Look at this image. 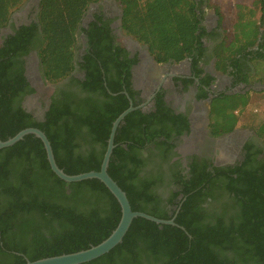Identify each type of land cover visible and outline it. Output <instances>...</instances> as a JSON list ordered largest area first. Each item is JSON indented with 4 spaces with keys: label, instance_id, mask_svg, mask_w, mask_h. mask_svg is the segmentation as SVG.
Here are the masks:
<instances>
[{
    "label": "trees",
    "instance_id": "trees-1",
    "mask_svg": "<svg viewBox=\"0 0 264 264\" xmlns=\"http://www.w3.org/2000/svg\"><path fill=\"white\" fill-rule=\"evenodd\" d=\"M23 1L0 0V27L8 25ZM98 1L40 0L38 22L23 25L0 48V138L8 140L30 127L42 130L58 166L69 175L99 171L113 123L129 108L130 99L136 107L144 102L132 82L137 55L128 58L125 48L113 44L109 23L99 26L101 16H95L89 29L81 28L90 5ZM116 1L123 31L146 46L158 63L192 57L197 66L205 50L201 29L207 10L196 0ZM254 3L263 28L258 48L251 49L250 43V49L241 48L233 58L216 51L222 69L233 65L237 83L252 82L249 62L264 60V0ZM80 30L89 36V93L84 99L66 94L37 119L24 105L34 89L20 58L36 45L35 35L42 38V72L48 81L59 82L75 69ZM209 35L220 36L217 31ZM250 91L234 95L233 106L225 95L215 98L210 123L228 122L227 113L239 107L248 111L247 105L236 106V100ZM250 116L255 125L247 127L264 142V107L255 106ZM184 131H189L188 115L177 114L163 93L154 111L139 108L127 115L116 132L108 173L126 192L133 211L165 220L176 215L177 225L137 217L120 244L83 264H264V156L249 153L236 168L213 171L195 157L190 178L168 177L164 166L176 147L173 137ZM172 183L182 188L184 198L178 202L179 192L171 188L165 196L158 190ZM121 217V204L99 179L62 180L38 137L30 134L0 149V264L89 249L107 239Z\"/></svg>",
    "mask_w": 264,
    "mask_h": 264
},
{
    "label": "flooded vegetation",
    "instance_id": "flooded-vegetation-1",
    "mask_svg": "<svg viewBox=\"0 0 264 264\" xmlns=\"http://www.w3.org/2000/svg\"><path fill=\"white\" fill-rule=\"evenodd\" d=\"M34 11L35 9L30 11L26 17L27 20L22 21L13 17L7 26L0 27V48L10 35L15 34L16 30L23 25L29 26L36 22L33 18L36 13ZM120 11V5L116 0H99L90 5L81 28L89 29V24L95 16H101L99 26L109 23L111 35L115 36L113 44L125 48L129 52L128 58H134L137 55L138 61L131 66L132 82L135 89L141 91V97L144 99L141 105L145 104L141 109L144 113H150L156 109V99L160 93H163L165 101L177 114L188 115L189 131H184L179 136L174 135L172 140L176 147L170 155L169 162L164 166L166 170L169 169L168 177L175 174L176 177L190 178V163H193L195 157L197 164L207 162L211 171L214 168H236L243 163L249 153L257 158H263L264 142L254 128L237 127L216 134L213 124L210 123L211 103L215 98L219 95L229 98L251 83H237L233 76V65L225 69L219 66L216 51L213 50V46H210L216 37L208 35L206 40L202 37L205 50L196 67L192 57L181 62L158 63L146 55L144 45L123 33ZM213 31L218 32L215 28L206 32L210 34ZM33 39L36 45L27 55L20 58L24 62V75L30 87L34 89L33 93L26 95V98L35 96L42 85L45 86V81H48L43 75L38 55L43 39L38 38L37 35ZM89 46V36L80 30L75 69L69 77L59 82L48 81V95L41 104V111L35 112L37 119H42L52 105L57 101L61 102V98L66 94L75 95L80 99L88 95L86 56ZM252 85L254 88L255 84ZM143 154L148 155L146 149H143ZM148 170L147 166L143 171L147 173ZM170 186L158 188V190L160 193L164 191L163 193L167 196L172 188L179 192L177 202L184 198L181 186L173 183Z\"/></svg>",
    "mask_w": 264,
    "mask_h": 264
},
{
    "label": "rangeland",
    "instance_id": "rangeland-1",
    "mask_svg": "<svg viewBox=\"0 0 264 264\" xmlns=\"http://www.w3.org/2000/svg\"><path fill=\"white\" fill-rule=\"evenodd\" d=\"M196 1L198 2L201 10H207L202 22V37L206 40L207 36L209 35V33L206 31H209L212 28L217 29L220 34L218 38L214 39V41L210 43V46H213V50H216L217 48L216 51L222 53L225 57L228 56L233 58V54H235L241 48L248 50L250 49V43L254 46H258V44L261 42V36L263 33V28L259 22L261 12L256 5H254L256 8L253 7L248 9L242 5L243 3L241 0ZM37 4L38 0H24L22 4L13 11L11 18L16 17L22 21H24V19L27 20V15L32 9H35L34 12L36 13L34 14L33 18L35 21H37ZM236 4L242 5L241 9H238ZM219 12L221 16L218 15ZM220 19L222 21H220ZM219 22H222V25H219ZM123 33L125 32L123 31ZM126 35L130 36L128 34ZM249 68V73L251 74H249V76L253 77L251 83H254L257 88H255L254 93L250 91L248 93L249 95L244 97H238L237 95L238 99L236 100V106L247 105L248 111L245 112L243 107H239L235 111L230 110V112L227 113V118H229L228 122L222 124L214 123L212 125L216 134L222 133L230 128L232 129L233 127L237 128L255 125L250 113L255 109V106L261 108L264 107V89L259 88V83L262 82L259 78H264V60L254 59L253 62H249ZM45 82V86L42 85L35 96L28 97L24 100V105L28 110L35 112L41 111V104L43 103L44 98H46L48 95L47 90L49 82ZM248 86L249 85H246V87ZM241 90L245 89L243 88ZM234 95L236 96V94H233V96L229 97V100H227L232 106L234 105Z\"/></svg>",
    "mask_w": 264,
    "mask_h": 264
},
{
    "label": "water",
    "instance_id": "water-1",
    "mask_svg": "<svg viewBox=\"0 0 264 264\" xmlns=\"http://www.w3.org/2000/svg\"><path fill=\"white\" fill-rule=\"evenodd\" d=\"M39 3H40V0H38V4H37L38 8H39ZM120 12L122 16L123 15L122 9ZM39 31L41 33L40 27H39ZM136 42H139V41H136ZM145 49H146V52H145L146 55L151 60L154 59V57L150 54L149 49L146 46H145ZM254 88H257V87L255 86ZM254 88H253V85L251 84L248 87H246L245 90L243 91L240 90L238 93H246ZM259 88L264 89V84H260ZM144 105H140L136 107L134 106L132 99H130L129 108L125 110L113 123L111 135L108 140V147H107L106 153L103 158L101 169L99 171H90V172L81 173L77 175H69L65 173V171L61 169L56 162L53 147H52V144L49 138L47 137L45 132H43L42 130L38 128L30 127V128L23 129L22 131L17 133L14 137H11L5 141H3L0 138V149H2V148L13 146L20 140L24 139L25 136L27 135L32 134L38 137L44 143V146L47 152V158H48V161L50 163L52 170L62 180L66 182H79V181L88 180V179H99L101 182H103L106 185V187L118 199L122 207V217H121V220L118 226L116 227V229H114L112 234L100 244L92 246L89 249L81 250L75 253L47 257V258L39 259L36 261L27 260V263L25 264H83V263L92 261L94 259H97L105 255L106 253L110 252L114 247H116L118 244H120L123 241L133 220L137 217L145 218L147 220L156 222L159 225H169V224L177 225L175 222L176 215L171 219L165 220V219L156 218L144 212L133 211L126 192L119 186V184L108 173L111 156L115 148V136H116L118 127L124 123V120L128 114H130L131 112L139 108H144ZM181 228L185 230L183 227Z\"/></svg>",
    "mask_w": 264,
    "mask_h": 264
},
{
    "label": "crops",
    "instance_id": "crops-1",
    "mask_svg": "<svg viewBox=\"0 0 264 264\" xmlns=\"http://www.w3.org/2000/svg\"><path fill=\"white\" fill-rule=\"evenodd\" d=\"M241 1H242V0H241ZM253 2H254V0H253ZM236 5H237V8H238V9H241V6H242V5H243L244 7H246V8H248V9L255 7V6H253V7H248V6L244 5V4H242V5H238V4H236ZM254 5H256V4L254 3ZM256 6H257V5H256ZM257 7H258V6H257ZM255 8H256V7H255ZM258 8H259V7H258ZM257 48H258V46H254V45L251 47V49H253V50H256ZM216 50H217V48H216ZM216 50H215V51H216ZM257 83H258V82H257ZM248 84H252V83H248ZM260 84H264V81H262L261 83H259V85H260ZM236 94H237V93H236Z\"/></svg>",
    "mask_w": 264,
    "mask_h": 264
},
{
    "label": "built area",
    "instance_id": "built-area-1",
    "mask_svg": "<svg viewBox=\"0 0 264 264\" xmlns=\"http://www.w3.org/2000/svg\"><path fill=\"white\" fill-rule=\"evenodd\" d=\"M242 3L248 7L254 6V2L252 0H242Z\"/></svg>",
    "mask_w": 264,
    "mask_h": 264
}]
</instances>
